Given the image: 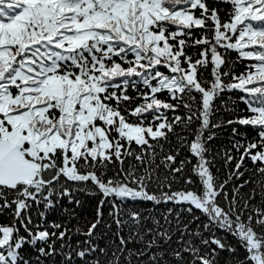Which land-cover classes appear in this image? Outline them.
I'll return each instance as SVG.
<instances>
[{"label":"snow or ice","instance_id":"6c2138e0","mask_svg":"<svg viewBox=\"0 0 264 264\" xmlns=\"http://www.w3.org/2000/svg\"><path fill=\"white\" fill-rule=\"evenodd\" d=\"M220 2L231 6L226 21H222L220 10L210 9L205 0H0V208L15 205L16 221L0 224V264H29L21 256L23 247L56 236L47 229L39 230V226L31 228V216L25 217L24 213L31 207L30 202L43 200L51 207V196L61 180L91 182L103 197L97 220L85 235L91 236L101 222L103 205L109 197L115 198V211L110 215L117 217L118 227L126 222L119 218L115 200L173 202L186 205L189 213L199 211L205 216V229L216 227L236 238L247 253L241 264H264V207L252 204L256 195L264 198V181L259 182L260 193L253 189L247 198L242 197L240 189L250 183L244 181L233 188L230 196L225 186L232 176L217 183L207 159L206 144L214 134L205 138L210 126L219 127L210 125L216 96L225 89L244 93L240 100L251 115L236 122L258 129L259 139L243 146L232 175L237 179L243 175L239 169L248 157L253 164L262 165L256 171L264 176V0ZM196 10H200L199 16ZM171 26H175L174 31ZM193 29L204 30L205 35L188 45L184 37L191 39ZM207 31L212 35L208 36ZM199 45L206 47L200 51V58L193 60L185 48ZM220 48L236 51L240 58L255 63L246 73L232 75L233 82L225 84L223 77L230 73L223 71L227 61ZM129 52L135 60L126 68L115 61L105 63L113 55L123 60ZM209 67L211 79L206 82L200 69ZM131 77H140L149 91L141 94L144 103L125 115L120 105L132 97L126 94V87L121 89V84L127 86ZM117 78H121L120 83L115 82ZM163 91L173 100H182L186 95L195 101L194 94H199V108L193 110L192 104L184 103L190 115L175 116L169 122L161 110L175 111L178 105L157 98ZM146 115H152L153 121H147ZM129 116L137 117V121H130ZM194 120L200 122L199 128L190 143L184 141L191 158L180 161V167L170 171L181 173L186 164H191L192 175L184 179V184H195L196 177L198 187L171 191L168 183L169 191H161L159 196L149 192L154 171L151 163L156 156L150 141L167 139L174 125L184 123L188 127ZM132 144L139 146V153H134ZM146 155L151 159L146 160ZM129 156L145 166L143 174L130 165L127 170L121 168L113 176L107 175L108 165L114 161L123 165ZM232 159L227 157L229 162ZM175 161L176 157L169 154L162 163L168 168ZM6 192L14 193L11 201ZM61 194L69 195V189L62 187ZM221 195L225 203L220 201ZM129 216L139 227V213L131 212ZM17 224L27 235L20 234ZM187 228L185 225V231ZM65 236L66 230L60 231L58 238ZM157 236L165 243L172 239L167 230L157 231ZM119 241L118 251L123 252L129 240L119 235ZM180 242L185 243L183 239ZM201 243L235 252L215 236ZM154 244L155 239L146 247L150 249ZM48 248L51 251L39 248L40 254L51 255L53 245L48 244ZM97 250L104 252L89 249ZM183 252L192 256L190 264H216V249L201 254V249L188 241ZM77 255L84 258L86 252ZM174 256L183 259L181 251H175ZM152 261L159 264L155 256Z\"/></svg>","mask_w":264,"mask_h":264},{"label":"trees","instance_id":"16d2710c","mask_svg":"<svg viewBox=\"0 0 264 264\" xmlns=\"http://www.w3.org/2000/svg\"><path fill=\"white\" fill-rule=\"evenodd\" d=\"M208 7L218 8L220 10V16L222 21H226L231 11L229 4L221 3L220 0H205ZM196 15H200V10H196ZM209 28H211V22H209ZM171 31L175 30V26H171ZM205 35L204 30H192V38L184 37L187 40L188 45H192L194 39H198ZM207 35L211 36V31H207ZM106 47V46H105ZM206 46H188L185 48L187 55L191 56L193 60L200 58L199 53ZM226 57V65L223 66L224 72H229L230 75L223 77L224 83H232V75H240L246 73L249 70L251 64L255 61L242 59L239 54L233 50L218 49ZM100 56L101 53H95ZM87 55V53H85ZM91 59V57H89ZM135 60V55L131 52L127 53L122 60L119 56H112V60H105L106 64L111 65L112 61L121 64L122 67H128L129 62ZM70 63V62H69ZM186 66V65H185ZM73 71L77 69L73 68ZM160 71L168 74L167 70L160 68ZM200 72L203 73L205 81L211 79V68H201ZM121 78H117L116 83H120ZM129 84L124 86L121 84V89L126 87V94L132 99L127 102H123L120 107L126 110L125 115L128 114L127 110H131L136 106L144 103L142 93H147L149 89L143 84L140 77H131ZM132 81H135L133 84ZM155 84V81L152 82ZM110 91H119L118 89H110ZM196 100L192 101L188 96H184L182 100H173L171 95L167 91H163L157 94V98L160 100L178 105L175 111L161 110L171 122L175 116L186 118L190 115L189 110L186 109L183 104H192L193 110L199 108V94H194ZM245 95L239 90H227L219 93L213 101L212 113L210 116V125H219V127H209L205 132V138L208 135L214 134L210 141H207L206 147L208 148L207 159L211 162V171L217 179V183H223L228 180L229 176L232 179L225 186V191L231 196L234 187H238L243 184L244 181H250L240 189L242 197L247 198L248 194L256 190V193H260V181H264V176L256 171L261 167L259 162L253 164L251 159L245 157L242 167L239 169L242 176L237 179L232 174L236 172V164L239 162L240 156L243 154V146L249 142L258 141V129H254L250 125H241L238 119L245 118L251 115L247 105H245L240 97ZM130 121L136 122L137 117L129 116ZM147 121H153L152 115H146ZM228 121H234L229 124ZM160 121H154V124H158ZM200 122L194 120L188 127L184 123L174 125V130L167 134V139H159L158 141L151 140L150 143L154 146L156 156L151 163V169L153 171V181L148 186V191L155 193L159 196L161 191H169L167 184H171V191H179L188 187L196 188L199 185L198 178L193 177L196 183L189 186L184 184V179L191 176V164H186L185 169L181 173L173 174L170 168L180 167V161L188 160L191 158V154L188 151L187 144L194 138L195 130L199 128ZM235 129V132L233 131ZM240 147H237V146ZM134 153H139V146L131 145ZM151 152V149L148 150ZM173 155L176 157L174 164H170L168 168L164 166L162 161L167 155ZM228 156H232L233 159L229 162ZM146 160L151 159L149 155H146ZM195 163V161H192ZM130 165L136 166L138 174H143L144 167L135 160L134 156L124 158V163L121 165L119 162L114 161L108 165V176H113L119 169L123 168L127 170ZM159 166V167H157ZM167 178V179H165ZM164 184L162 188L160 185ZM62 187L69 189V195H62ZM6 196L11 201L14 198V193L6 192ZM103 199L102 195L96 189L91 182L88 183H73L70 181L61 180L60 186H57L56 191L51 196L52 206H46L45 201L41 200L39 203L30 202L31 207L24 216H31L32 224L31 228L34 230L39 226V230L47 229L49 232H55L56 236L51 237L47 242H37L36 244H26L22 251L21 256L23 259L29 261V264H95L99 261L100 264H153L152 257L155 256L159 264H190L192 256L189 253L183 252V248L186 246V242L191 241L196 247L201 249V254L205 252H211L212 249H216V264H241L247 253L238 244L236 238L231 234L220 230L216 227H209L205 229L204 225L208 224V220L199 211L189 213L184 204H176L173 202L159 204L153 201H130L125 200L123 202L115 200L119 205V218L125 221L123 227H118L115 223L117 218L110 213L115 210L112 208V203L115 198H107V202L103 205V216L101 222L91 236L85 235L88 228L92 223L97 220V209L100 205V201ZM220 201L225 203L223 195L220 197ZM0 204H3V200H0ZM252 204L264 207V198L261 195H256L252 200ZM15 205L9 208H0V224L15 223L14 217ZM171 210V211H170ZM131 212L139 213L141 220L139 227L130 220L129 214ZM42 214V215H41ZM199 217V219H195ZM59 224L60 228H55L53 225ZM187 225V231L184 226ZM20 227L19 224H17ZM148 229H152L149 233ZM66 230V236L64 239H59V232ZM167 230L168 234L172 237L171 241L165 243L164 239L157 236V231ZM257 231L261 229L257 228ZM139 232L140 235H135ZM122 235L126 240H129L125 246V251H118L119 235ZM181 233H184L183 237ZM199 233V235H193ZM20 234L27 235L23 228L20 227ZM131 235V239H129ZM215 236L217 239L225 244L226 248L231 247L235 249V252H229L227 250H221L214 244L205 246L201 243L202 239L211 240ZM142 237V239H141ZM155 239V244L152 248H147L146 245L149 241ZM183 239L185 243L180 241ZM48 244H52L54 252L51 255H41L39 248L43 247L46 251H51L48 248ZM92 247L96 249H104V252L89 251ZM80 251H85L86 255L81 258L77 255ZM144 252L143 256H137V252ZM175 251H181L183 259H177L174 256ZM116 253L113 256V253ZM70 257V258H69Z\"/></svg>","mask_w":264,"mask_h":264}]
</instances>
